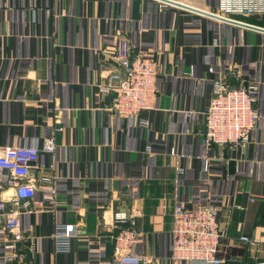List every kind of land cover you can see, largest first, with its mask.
Returning a JSON list of instances; mask_svg holds the SVG:
<instances>
[{"label":"crops","instance_id":"1","mask_svg":"<svg viewBox=\"0 0 264 264\" xmlns=\"http://www.w3.org/2000/svg\"><path fill=\"white\" fill-rule=\"evenodd\" d=\"M171 1L223 14L220 0ZM218 17L256 29L159 0H0V146L57 144L32 171L36 199L55 189L56 208L22 216L35 253L20 264H119L111 240L119 213L143 231L134 254L173 264L174 207L212 204L227 230L222 264H264V14ZM123 34L159 64L156 107L140 115L148 126L115 114V94L100 92L118 70ZM229 68L239 70L233 86L259 84L260 119L244 148L206 149L205 126L188 114L210 106L213 81ZM58 223L76 230L68 254L55 252Z\"/></svg>","mask_w":264,"mask_h":264},{"label":"built area","instance_id":"2","mask_svg":"<svg viewBox=\"0 0 264 264\" xmlns=\"http://www.w3.org/2000/svg\"><path fill=\"white\" fill-rule=\"evenodd\" d=\"M219 15L264 14V0H220ZM113 59L118 67L110 72L100 85L104 96L115 94L111 107L118 116L129 118L141 126L148 122L140 118L143 111L153 110L158 99L159 64L157 60L133 49L126 34L120 35L113 48ZM212 73L214 69L210 70ZM239 70L229 68L226 73H218L213 81V97L210 106L203 112L188 114L189 121H201L205 126L204 145L244 148L254 138L260 114L257 109L260 86L247 83L235 87L230 77H237ZM59 129V128H58ZM62 129L60 128L59 131ZM56 140L49 138L40 149L35 144L0 146V264H20L32 260L35 246L31 237L21 227L22 216L52 204L56 208L55 189L42 200L36 199L38 184L32 174L37 169L42 153L54 154ZM175 156L176 152L172 151ZM209 162L207 163V170ZM46 185L55 186L56 178L45 176ZM222 206L212 204L188 208L176 205L173 209V230L170 259L173 264L201 262L222 264L219 256L221 244L227 237V230L219 221ZM116 232L111 235L114 244L113 258L119 264H148L144 256L134 254L143 231L128 225L126 214H116ZM76 230L68 224L55 226L54 244L57 254L71 251ZM241 241L250 247L261 244V240L242 236ZM90 252L96 253V248Z\"/></svg>","mask_w":264,"mask_h":264},{"label":"water","instance_id":"3","mask_svg":"<svg viewBox=\"0 0 264 264\" xmlns=\"http://www.w3.org/2000/svg\"><path fill=\"white\" fill-rule=\"evenodd\" d=\"M159 1L164 2V3H168V4H172V5H176V6H180L182 8H185V9H188V10H191V11H194V12H198V13H201V14H204V15H207V16H210V17H213V18H216V19H220L223 22H227V23H231V24H236V25H239V26H242V27H246V28L256 29V28H253L252 26H249L247 24H243V23H240V22H237V21H234V20L226 19V18H219L215 14L208 13V12L198 11V10H195L194 8H190V7H187V6H183L181 4H178L176 2H173L171 0H159ZM260 31H263L264 32V30H260Z\"/></svg>","mask_w":264,"mask_h":264}]
</instances>
